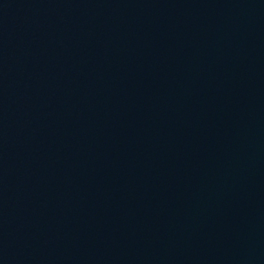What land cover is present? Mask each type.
I'll return each mask as SVG.
<instances>
[{
	"label": "water",
	"instance_id": "1",
	"mask_svg": "<svg viewBox=\"0 0 264 264\" xmlns=\"http://www.w3.org/2000/svg\"><path fill=\"white\" fill-rule=\"evenodd\" d=\"M0 264H264V0H0Z\"/></svg>",
	"mask_w": 264,
	"mask_h": 264
}]
</instances>
